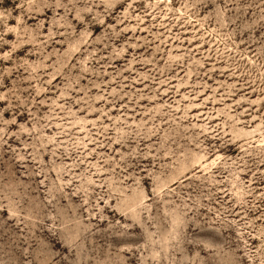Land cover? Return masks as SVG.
Instances as JSON below:
<instances>
[{
  "label": "rangeland",
  "instance_id": "rangeland-1",
  "mask_svg": "<svg viewBox=\"0 0 264 264\" xmlns=\"http://www.w3.org/2000/svg\"><path fill=\"white\" fill-rule=\"evenodd\" d=\"M0 264H264V0H0Z\"/></svg>",
  "mask_w": 264,
  "mask_h": 264
}]
</instances>
